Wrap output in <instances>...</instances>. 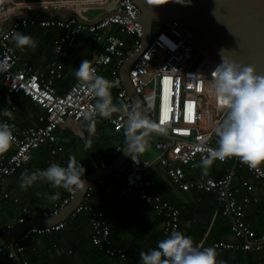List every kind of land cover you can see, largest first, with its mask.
Wrapping results in <instances>:
<instances>
[{
  "label": "built area",
  "instance_id": "1",
  "mask_svg": "<svg viewBox=\"0 0 264 264\" xmlns=\"http://www.w3.org/2000/svg\"><path fill=\"white\" fill-rule=\"evenodd\" d=\"M113 9L96 21L86 22L76 16H43L38 14H20L11 20L14 12H19L22 6L16 0H0V75L8 92H22L29 96L43 109L40 123L37 126L20 127L14 119L0 115V122L12 127L15 137L14 150L0 158V196L18 203L4 185L7 177L14 174L26 162L32 159V152L45 144L51 147L50 157L58 161L63 145L58 141L57 129L69 120L76 123L84 121L83 112L96 103L97 98L89 91L87 85L78 79L65 92L57 89L56 82L63 77L64 59L69 55L76 40L87 33L102 39L103 31L111 26H117L124 34L133 37L129 44L124 36L109 32L105 39L106 44L90 63L96 74L102 67L115 62L112 68V81L118 88V95L125 104L134 105V101L125 88L120 68L124 61L140 44L143 26L139 19L140 7L133 0H111ZM57 26L61 33L54 41V58L47 70L37 69L31 62L23 59L18 50L11 43V35L26 25ZM202 51L188 36L183 26L175 22L173 26H165L155 30L151 41L133 62L129 70L130 80L136 91L141 93L146 106L150 110L154 122L161 123L167 134L155 132L153 146L158 150L154 158H143L139 153L134 154L137 161L131 156L128 164H121L112 177L123 178L124 193L137 192L140 198L151 203L154 208L164 215V232L167 236L173 231H179L180 210L178 207L164 200L153 188L152 179L147 172L154 166L165 167L167 175L186 190L191 187H200L218 194L223 214L230 218L231 229L240 242L219 240L214 242L215 247L264 249V233L257 234L245 221L247 203L245 197L239 202L236 196V176L250 190L256 185L264 187V163L252 169L242 163L238 157H229L222 163L231 162V167L219 177L202 175L190 179L186 167H196L199 160L208 154L209 150L218 147V137L215 128L223 121L226 110L218 108V100L211 90V73L221 63L213 55L204 52L202 59L193 65ZM119 83L116 84L115 82ZM191 115V119L187 116ZM99 117V116H97ZM95 117V118H97ZM102 118V117H101ZM114 130L124 133L127 116L123 112L113 113L110 118H103ZM124 148L119 143L112 151L117 156ZM110 156L99 157V167L109 164ZM218 160V159H217ZM83 166L81 160H76ZM68 161L60 163L66 167ZM245 168L253 178L250 181L242 175L240 169ZM99 177L98 182H104ZM93 185L88 188L91 190ZM111 189L110 186L107 188ZM77 188L69 191L61 201H56L50 208L37 209L28 205H19L18 223H24L37 217H51L69 204L76 196ZM77 211H88L91 214L94 234L92 241L105 253L120 261L121 264H136L129 262L128 254L122 248L113 244L110 223L104 212L91 204L90 192L76 207ZM14 226L8 223L0 229V235ZM65 226L64 221L51 225H34L27 227L10 244L0 246V252L6 255L10 262L17 264L16 254L20 256L19 264H30L26 256V241L33 234L50 233Z\"/></svg>",
  "mask_w": 264,
  "mask_h": 264
},
{
  "label": "crops",
  "instance_id": "2",
  "mask_svg": "<svg viewBox=\"0 0 264 264\" xmlns=\"http://www.w3.org/2000/svg\"><path fill=\"white\" fill-rule=\"evenodd\" d=\"M16 1L19 2L22 8L19 12L16 11L12 14L11 20L20 14L68 17L76 13L84 21L92 22L113 9L111 0ZM18 31L31 36L36 42L34 49L29 47L19 48L11 40L12 45L18 50L20 56L31 62L37 69L47 70L54 58V41L61 33V29L57 26H35L29 24L21 27ZM109 32L119 33V35L125 37L129 44L132 42L133 37L122 33L119 27L115 25L103 31L105 35L102 39H98L92 33L86 32L84 36L76 40L69 55L64 59L63 77L56 82L59 91L65 92L77 80L75 72L83 60L87 59L89 63L94 60L96 54L104 48L106 44L105 37ZM114 66L115 62L113 61L102 67L98 75L113 82L111 70ZM110 91L113 104L117 106L125 104L123 98L118 95L117 87L113 86ZM6 109L13 110L14 119L22 128L37 126L41 122L40 116L43 113L41 106L22 92H8L0 75V115ZM95 119L97 121L96 131L90 137L92 139L91 148L86 149L84 147V139H82V136L89 138L88 121L84 120L76 123L69 120L65 125L57 129L58 141L63 145L58 161L51 159V147L49 144H45L33 150L32 159L6 178L4 185L13 197L18 198V203L0 196V229L8 223H13L14 226L19 224L17 220L19 205H28L37 209L50 208L54 202L61 201L69 193L68 190L62 187H53L46 180H38L28 187L27 190L22 189L20 177L21 173L26 170L31 173L38 169H46L53 163L61 165L60 163L68 161L70 156H75L76 160L83 162V167L86 169L84 177H86L100 168V156H110L109 164L117 159L119 154L112 156L111 153L117 144L121 143L124 147L127 145L124 133L114 130L101 117ZM153 140L151 136L145 151L139 153L143 158H154L158 154V150L153 146ZM13 150L12 144L6 153L0 154V158L3 155L10 154ZM129 158L130 155L126 157L122 164L127 165ZM198 165L193 168L186 167L188 177L192 180L205 175ZM231 165V162L222 163L219 160H215L207 175L219 177L230 169ZM113 172L114 170L100 176H105L104 182H98L99 177H97L90 184L93 185L92 189L87 188L86 193L90 192L91 204L102 210L110 223L113 244L126 251L129 262L141 264L139 253L141 251L149 252L157 247L160 240L167 237L164 232L165 218L151 203L140 198L137 192L124 193L122 188L125 181L123 178H113ZM240 172L250 181H253V178L245 168L240 169ZM147 174L152 179L153 188L162 198L179 208V232L191 237L194 245L202 248L214 247L217 253V264H264V249L245 250L214 246V242L219 240L234 243L240 242V238H237L232 232L230 218L222 212L216 192L200 187H191L184 190L173 182L162 165L152 167ZM84 177L82 176V179ZM234 183L237 189V200L243 202L245 197L249 198L246 206V223L257 234L264 233V187L256 185L249 190L238 176L234 178ZM108 186L111 187L110 190L107 189ZM56 193H59V198L56 200L50 199ZM60 221L65 222V226L61 229L50 233L33 234L31 238H36V250L38 251L49 248L47 251L52 252L55 244L56 254L64 258L63 262L55 260L54 255L51 256L50 261L46 259L40 260L35 256L30 259L29 253L26 252V256L28 257L29 255L30 264H121L116 258L108 256L103 249L100 248L107 256L103 252H97L94 248L92 236L95 229L92 224L91 214L88 211H77L75 208L70 214L56 219L53 223ZM53 232L56 238L52 236ZM52 238L56 239L57 242L51 245L50 241L53 240ZM7 244L10 243L7 242ZM8 262L10 260L0 252V264H8Z\"/></svg>",
  "mask_w": 264,
  "mask_h": 264
},
{
  "label": "clouds",
  "instance_id": "3",
  "mask_svg": "<svg viewBox=\"0 0 264 264\" xmlns=\"http://www.w3.org/2000/svg\"><path fill=\"white\" fill-rule=\"evenodd\" d=\"M148 2L151 4L152 0ZM176 2L185 3V0ZM11 40L19 48L36 47L31 36L19 31L12 33ZM75 76L97 98L96 103L83 112V118L88 121L89 133V138L82 136L86 149L92 146L90 137L96 131L95 117L107 119L113 113L123 112L127 116L124 128L126 150L134 161H137L134 154L145 151L149 133L167 134V129L161 123L151 121L144 115L140 102L131 106L113 104L110 89L114 83L96 74L95 68L90 66L87 59L81 62ZM211 77V90L218 100L217 106L226 110V115L215 128L218 147L209 150L198 166L207 175L215 160L224 161L229 157H238L242 163L255 169L264 163V73H257L253 66L222 56L221 63L214 68ZM3 115L12 118V112L7 109ZM12 127L7 123H0V154L6 153L15 140ZM85 171L80 162L77 163L75 156H70L66 167L53 163L43 170L38 169L31 173L26 170L21 173L20 186L27 190L36 181L46 180L53 187H62L68 191H72L74 187L83 189L85 181L82 176L84 177ZM58 198L59 193L50 197L52 200ZM216 255L214 247L202 248L194 245L191 237L179 231L171 232L149 252L139 253L141 264H217Z\"/></svg>",
  "mask_w": 264,
  "mask_h": 264
},
{
  "label": "water",
  "instance_id": "4",
  "mask_svg": "<svg viewBox=\"0 0 264 264\" xmlns=\"http://www.w3.org/2000/svg\"><path fill=\"white\" fill-rule=\"evenodd\" d=\"M133 1L141 10L139 19L143 26V34L140 44L122 64L120 75L134 103L140 102L144 115L151 121H154L153 116L142 94L132 85L129 70L151 41L157 22L165 26H173L178 22L183 26L189 39L202 50L193 65L202 59L204 52H207L220 61L222 56L230 57L244 65L253 66L257 73H264V0H190V2L185 0V3H177L176 0H152L151 4L148 0ZM73 15L84 21L78 14ZM151 136L152 132L146 137L147 141L151 140ZM126 147L127 145L114 162L98 168L83 178L84 188L77 189L75 198L63 211L55 216L37 217L17 224L0 235V246L9 242L15 251L13 241L27 227L55 224L53 221L70 214L83 200L88 186L97 177L116 170L123 163L129 155ZM16 261L17 264L20 263L18 254Z\"/></svg>",
  "mask_w": 264,
  "mask_h": 264
},
{
  "label": "trees",
  "instance_id": "5",
  "mask_svg": "<svg viewBox=\"0 0 264 264\" xmlns=\"http://www.w3.org/2000/svg\"><path fill=\"white\" fill-rule=\"evenodd\" d=\"M165 27V25L164 24H161V23H155V25H154V28H155V30L157 31V30H160V29H162V28H164ZM33 100V99H32ZM55 232V231H54ZM53 232V234H52V236L54 237V238H56L55 237V233ZM53 239V238H52ZM55 242H57V240L56 239H53V240H51L50 241V243H51V245H52V243H55ZM36 244H37V241H36V238H34V239H32L31 237L26 241V252H28L29 253V255H30V259L33 257V256H35L36 258H38V259H46V260H51V256L52 255H54V257H55V260H59L60 262H63V260H64V258H61L58 254H56V246H55V244H54V247H53V250H52V252L51 251H47L49 248H46V249H44V250H36L37 249V246H36ZM94 248L97 250V252L99 251V252H103L104 253V251H102L96 244H94ZM261 252V251H260ZM105 254V253H104ZM29 255H28V257H29ZM106 255V254H105ZM6 256V255H5ZM107 256V255H106ZM7 257V256H6ZM8 258V257H7ZM9 259V258H8ZM10 260V259H9ZM9 263V262H8Z\"/></svg>",
  "mask_w": 264,
  "mask_h": 264
},
{
  "label": "rangeland",
  "instance_id": "6",
  "mask_svg": "<svg viewBox=\"0 0 264 264\" xmlns=\"http://www.w3.org/2000/svg\"><path fill=\"white\" fill-rule=\"evenodd\" d=\"M155 138H156L155 134H152V139L155 140ZM148 144H149V143H148Z\"/></svg>",
  "mask_w": 264,
  "mask_h": 264
},
{
  "label": "snow or ice",
  "instance_id": "7",
  "mask_svg": "<svg viewBox=\"0 0 264 264\" xmlns=\"http://www.w3.org/2000/svg\"><path fill=\"white\" fill-rule=\"evenodd\" d=\"M188 119H191V115H190V112H189V115L187 116Z\"/></svg>",
  "mask_w": 264,
  "mask_h": 264
},
{
  "label": "bare ground",
  "instance_id": "8",
  "mask_svg": "<svg viewBox=\"0 0 264 264\" xmlns=\"http://www.w3.org/2000/svg\"><path fill=\"white\" fill-rule=\"evenodd\" d=\"M118 35H119V33H118ZM253 229V228H252ZM256 250V249H255Z\"/></svg>",
  "mask_w": 264,
  "mask_h": 264
}]
</instances>
